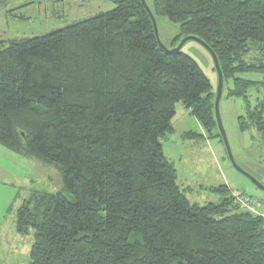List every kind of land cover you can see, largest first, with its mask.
<instances>
[{"label":"trees","instance_id":"16d2710c","mask_svg":"<svg viewBox=\"0 0 264 264\" xmlns=\"http://www.w3.org/2000/svg\"><path fill=\"white\" fill-rule=\"evenodd\" d=\"M109 1L62 28L0 38V146L61 169L60 190L34 191L15 211L16 232L33 231L29 264H264V208L239 210L225 184L219 203H191L163 154L179 106L213 136L209 79L159 45L140 0ZM152 4L214 52L227 96L246 102L239 132L264 142V100H248L264 82L241 77L264 74V59L247 60L264 53V0Z\"/></svg>","mask_w":264,"mask_h":264},{"label":"rangeland","instance_id":"374dc122","mask_svg":"<svg viewBox=\"0 0 264 264\" xmlns=\"http://www.w3.org/2000/svg\"><path fill=\"white\" fill-rule=\"evenodd\" d=\"M145 3L152 8V0H145ZM114 6L109 0H0V38L7 40L40 35L111 10ZM155 22L159 41L166 49H174L185 38L180 37L178 24L165 16H155ZM180 51L199 65L212 85V92L216 93L218 77L207 49L195 40H187ZM259 57L264 59V53L252 50L247 60ZM241 77L264 82V74L258 72H247ZM229 88H232L231 80L224 83L219 115L234 162L241 167V159L248 154L244 143L252 144L250 134L240 133L237 125L238 116L245 113L246 102L241 96L228 97ZM248 95V100L254 105L256 98L264 100V88L260 85L252 87ZM172 125L173 131L162 138L163 154L174 165L177 184L191 203H219L222 195L215 189L225 184L231 194L243 193L264 208V192L233 167L224 143L215 136L219 132L218 127L210 131L211 136L189 113ZM190 131L197 136L183 137ZM2 152L6 150L0 147V264H29L33 231L24 235L16 232L15 211L22 199L34 191L60 190L61 169L53 162L26 158L9 151L5 156ZM247 173L264 186L259 176ZM233 203L242 210L235 199Z\"/></svg>","mask_w":264,"mask_h":264},{"label":"water","instance_id":"95a60500","mask_svg":"<svg viewBox=\"0 0 264 264\" xmlns=\"http://www.w3.org/2000/svg\"><path fill=\"white\" fill-rule=\"evenodd\" d=\"M143 8L145 9V11L147 12V14L149 15L150 19H151V22H152V25H153V30H154V35L159 43V45L165 49L166 51H168L169 53H175V52H178L181 47L183 46V44L187 41V40H195L197 42H199L202 46H204L207 51L209 52V54L211 55V58L213 60V63H214V68L216 70V73H217V77H218V84H217V90H216V96H215V100H214V113H215V120H216V125L219 129V134L221 136V139H222V142L224 143L225 145V149L227 151V155L233 165V167L238 171L240 172L241 174H243L244 176H246L247 178H249L251 180V182L258 188L260 189L261 191L264 192V186L259 183L256 179H254L249 173H247L245 170H243L241 167H239L235 162H234V159H233V156L231 154V151H230V148H229V144H228V141H227V138H226V135H225V132H224V129H223V126H222V123H221V120H220V115H219V102H220V99H221V96H222V91H223V75H222V72H221V69H220V66H219V63H218V60H217V57L216 55L214 54V52L203 42L201 41L199 38L197 37H194V36H187L185 38H183L181 40V42L179 43L178 46H176L174 49H166L162 44L161 42L159 41V38H158V34H157V29H156V22H155V17L154 15L152 14L151 10L149 9V7L147 6V4L145 3V0H140ZM185 112L184 109H180V110H176L175 111V114L174 116L172 117L170 123L171 125L173 123H175L177 121V119L180 117V114H183Z\"/></svg>","mask_w":264,"mask_h":264},{"label":"crops","instance_id":"0c3cea01","mask_svg":"<svg viewBox=\"0 0 264 264\" xmlns=\"http://www.w3.org/2000/svg\"><path fill=\"white\" fill-rule=\"evenodd\" d=\"M178 109H184V108L179 106ZM186 113H189V112L185 110L183 114H180V117ZM244 133L250 134L249 140H251L250 142H252V144L248 142L244 143L245 148L248 150V154L246 155L245 158L243 156V158L241 159V162H242L241 167L245 169L247 172H251L255 176L256 175L259 176L260 180L264 182V142H262L261 137L256 134L253 136L251 132H243L242 134ZM2 153H4L5 156L6 155L8 156L9 154L7 150L6 152H2Z\"/></svg>","mask_w":264,"mask_h":264},{"label":"built area","instance_id":"2783aa9c","mask_svg":"<svg viewBox=\"0 0 264 264\" xmlns=\"http://www.w3.org/2000/svg\"><path fill=\"white\" fill-rule=\"evenodd\" d=\"M234 197H235V200L237 201V205L242 210H248L254 213L258 212L255 202L251 200L250 198H248L247 196L241 195L240 193H235Z\"/></svg>","mask_w":264,"mask_h":264}]
</instances>
